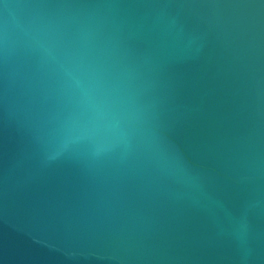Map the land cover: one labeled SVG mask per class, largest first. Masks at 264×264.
<instances>
[{
    "label": "water",
    "instance_id": "1",
    "mask_svg": "<svg viewBox=\"0 0 264 264\" xmlns=\"http://www.w3.org/2000/svg\"><path fill=\"white\" fill-rule=\"evenodd\" d=\"M82 62L120 86L101 152ZM0 264H264V0H0Z\"/></svg>",
    "mask_w": 264,
    "mask_h": 264
},
{
    "label": "clouds",
    "instance_id": "2",
    "mask_svg": "<svg viewBox=\"0 0 264 264\" xmlns=\"http://www.w3.org/2000/svg\"><path fill=\"white\" fill-rule=\"evenodd\" d=\"M66 75L75 95L72 138H92L97 152L106 150L125 135L119 84L100 63L82 62L68 68Z\"/></svg>",
    "mask_w": 264,
    "mask_h": 264
}]
</instances>
